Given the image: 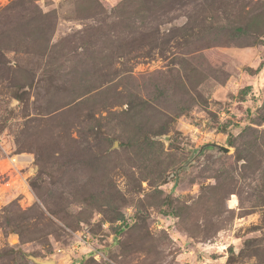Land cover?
Listing matches in <instances>:
<instances>
[{"label":"rangeland","instance_id":"rangeland-1","mask_svg":"<svg viewBox=\"0 0 264 264\" xmlns=\"http://www.w3.org/2000/svg\"><path fill=\"white\" fill-rule=\"evenodd\" d=\"M28 255L264 264V0H0V264Z\"/></svg>","mask_w":264,"mask_h":264},{"label":"built area","instance_id":"built-area-1","mask_svg":"<svg viewBox=\"0 0 264 264\" xmlns=\"http://www.w3.org/2000/svg\"><path fill=\"white\" fill-rule=\"evenodd\" d=\"M20 157V158H23V159H25V157L24 156H22L21 157V155H14V156H12V157H9L8 158V162H6V163H1V167L5 170V172H7V171H9V172H11V171H15V168H16V175H18L19 173L20 174H22L21 172H18V169H17V158L16 157ZM21 162H25V161H23V160H20ZM29 162H31V160H29V161H27L26 163H27V165H28V163ZM20 171V170H19ZM19 179L21 180V184L24 186V188H26V191H27V193L23 196V198L21 199V202H20V204H21V206L22 207H24V206H29L30 204H31V201H32V199H33V195H32V193L29 191V189L27 188L28 187V182H27V175H25V176H23V175H20L19 176ZM23 188V189H24ZM99 252L98 251H96L95 253H94V255L93 256H95V257H98L99 256Z\"/></svg>","mask_w":264,"mask_h":264},{"label":"water","instance_id":"water-1","mask_svg":"<svg viewBox=\"0 0 264 264\" xmlns=\"http://www.w3.org/2000/svg\"><path fill=\"white\" fill-rule=\"evenodd\" d=\"M209 145H212V144H209ZM202 148H203V146H201L199 149H197L192 158H194L198 153H200ZM227 151H228L227 147H224V146H221V145H217V152L219 154L220 153L225 154V153H227ZM27 257H28V259H30L32 262H34L36 264H58L56 262V260L53 259V258L42 259L40 257H36V256H33V255H28Z\"/></svg>","mask_w":264,"mask_h":264},{"label":"trees","instance_id":"trees-1","mask_svg":"<svg viewBox=\"0 0 264 264\" xmlns=\"http://www.w3.org/2000/svg\"><path fill=\"white\" fill-rule=\"evenodd\" d=\"M31 191H32V190H31ZM32 194H33V192H32ZM33 195H34V194H33ZM32 200H33V199H32ZM120 228H122V227H120ZM112 239H113V240L117 239V236H114ZM94 253H95V251H89V256H90V257H93ZM75 264H77V263H75Z\"/></svg>","mask_w":264,"mask_h":264}]
</instances>
